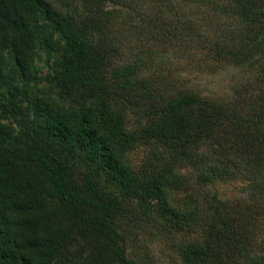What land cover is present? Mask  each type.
<instances>
[{
  "label": "trees",
  "instance_id": "obj_1",
  "mask_svg": "<svg viewBox=\"0 0 264 264\" xmlns=\"http://www.w3.org/2000/svg\"><path fill=\"white\" fill-rule=\"evenodd\" d=\"M191 2L185 0L183 10L176 8L177 0L169 3L171 37L195 42L208 58L259 65L252 89L232 103L191 90L167 93L170 82L161 71L157 82L146 75L142 48L101 35L105 26L96 12L87 22L74 13L58 19L60 12L47 0H0V79L25 76L44 48L41 28L50 27L54 35L44 38L57 35L54 42L61 47L59 68L49 76L59 98L146 105L148 120L138 136L170 151L168 159L166 151L159 155L154 170L139 175L119 158L131 134L113 124L108 104L39 111L31 126L18 117L20 103L4 101L0 88L1 111L19 126L17 142L7 145L12 132L0 123V264H136L126 255L122 224L135 228L144 216L172 232L167 225L191 230L190 223L197 221L198 204L191 196L179 208L172 198L187 182L178 164L191 166L198 183L239 180L246 193L240 201L208 203L203 241L177 245L184 263L220 264L222 258L244 256L247 264H264V229L253 228V221L264 217V0ZM45 50L50 55V48ZM10 91L15 97V87ZM102 173L119 192L104 186ZM129 197L140 198L141 207H128ZM151 197L160 213L170 216L167 224L149 218Z\"/></svg>",
  "mask_w": 264,
  "mask_h": 264
},
{
  "label": "rangeland",
  "instance_id": "obj_2",
  "mask_svg": "<svg viewBox=\"0 0 264 264\" xmlns=\"http://www.w3.org/2000/svg\"><path fill=\"white\" fill-rule=\"evenodd\" d=\"M51 7L60 12L56 18H61L67 13L78 15L79 20L89 21V16L96 12L104 28L101 31L105 37L112 36L117 38L118 43L129 44L135 48L140 47V51L145 54L147 65L146 75L150 79L156 80L158 72L163 74L166 83L167 93L176 94L184 91H196L201 96L212 100L224 99L226 101L239 99L241 93L252 89L256 72H261L259 65L254 67L246 65H235L224 59L205 57V50L194 43L185 44V39L171 37L169 29L173 28L171 15V0H47ZM185 0H177L176 8L181 9ZM190 3L191 0H188ZM170 3V4H169ZM181 4V5H180ZM94 10V11H93ZM183 10V9H181ZM179 11V10H178ZM80 16V17H79ZM174 17V15H172ZM106 20V23L103 20ZM43 14L39 15V23L43 24ZM101 24V25H102ZM158 27L165 29V33H156ZM132 28L138 29L136 36L129 35ZM51 28H41L39 38H41L44 48H39L32 68L26 71L23 78L13 81H3L0 79V88L3 92L4 101L16 99L20 103L21 111H18V117L25 124L31 125L37 122L39 111L41 114L55 112L59 108L65 110L81 107L89 108L95 105L102 107L108 104L107 113L113 124L122 126L131 134L130 140L126 143L124 150L119 153L120 160L132 171L142 175L145 170L150 168L152 171L161 162L159 155L166 151L167 159L170 157V151L162 146L150 141H143L138 133L141 126L148 120L146 115V105H129L115 99H91L84 97L79 104L64 102L59 98L58 87L49 80L59 65L57 59L60 57L61 47L52 40L44 38L49 36ZM54 35V34H52ZM186 35V34H181ZM131 39V41L129 40ZM45 47L50 48V55L46 53ZM203 58V60H202ZM156 71V73H155ZM156 74V75H155ZM156 80L155 82H157ZM261 83V82H260ZM244 90H239V86ZM261 83L260 87H264ZM15 87V97L10 89ZM164 87V86H163ZM234 105L239 106L237 101ZM0 101V123L10 128L12 137L6 139V144L17 142L15 136L19 132V126L15 120L2 113ZM73 162L78 167L83 164L75 158ZM180 172L187 177L184 187L176 190L172 194L176 207H181L184 203H190L194 200L198 204L197 221L190 223L191 230H176L173 226L167 225L172 232L147 221L148 218L137 220V226L129 229V225L122 224L120 230L125 236V248L127 257L136 264H186L184 263L178 244H188L190 242L204 239L205 214L208 210V203L213 201L238 200L245 196L242 190L245 183L234 180H216L212 183H198L194 174V169L185 164L176 165ZM93 167V166H92ZM104 186L119 192L116 183H109L105 174L99 175ZM216 194L215 198L212 196ZM186 196H191L190 199ZM140 199V198H138ZM137 198H130L126 203L132 209H139L141 201ZM236 208V207H235ZM146 209L149 218L154 219L156 223L170 220V216L160 213L157 201L154 198H148ZM238 210V206L236 211ZM208 214V213H207ZM216 213L212 216L215 217ZM119 218L117 219V221ZM171 221V220H170ZM117 224V223H116ZM169 224V223H168ZM253 228L258 232H263L264 217L260 216L253 221ZM214 261V260H213ZM220 264H247L244 256L235 257L226 260L221 259ZM198 261L195 264H219L218 261Z\"/></svg>",
  "mask_w": 264,
  "mask_h": 264
}]
</instances>
